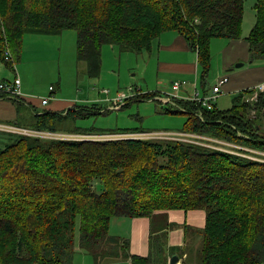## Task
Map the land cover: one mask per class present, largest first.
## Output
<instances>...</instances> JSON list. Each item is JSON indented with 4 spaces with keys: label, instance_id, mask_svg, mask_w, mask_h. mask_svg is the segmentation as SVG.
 <instances>
[{
    "label": "trees",
    "instance_id": "trees-1",
    "mask_svg": "<svg viewBox=\"0 0 264 264\" xmlns=\"http://www.w3.org/2000/svg\"><path fill=\"white\" fill-rule=\"evenodd\" d=\"M243 5V0H0V60L12 69L26 33L59 35L73 29L76 58L94 77L100 72L103 45L139 53L149 50L160 32L175 29L206 68L212 38L241 37ZM254 12L250 61L264 60V0L255 1ZM7 49L11 59L5 58ZM1 92L0 99L5 96ZM255 92L248 94L252 104L240 94L225 111L183 101L206 118L189 111L182 132L238 143L247 156L251 149L264 152V90L254 98ZM8 98L17 110L15 123L31 129L61 132L68 120L106 114L90 111L97 107L40 113L27 104L29 117L22 112L24 101ZM251 110L259 118L251 117ZM228 121L240 135L229 129ZM247 156L160 139L24 135L6 142L0 137V264H72L77 221L80 249L97 264L119 256L111 251L113 245L132 264H160L165 245L151 247L145 257L131 255L128 240L109 235L108 224L112 217H150L168 209L205 212L202 235L211 252L200 264H264V162ZM238 240L232 250L238 254H226L228 243Z\"/></svg>",
    "mask_w": 264,
    "mask_h": 264
},
{
    "label": "rangeland",
    "instance_id": "rangeland-1",
    "mask_svg": "<svg viewBox=\"0 0 264 264\" xmlns=\"http://www.w3.org/2000/svg\"><path fill=\"white\" fill-rule=\"evenodd\" d=\"M243 1V25L241 36L246 37L254 23V3L256 0ZM33 37H35L33 34L25 35L23 37V55L22 53L20 54V59L15 58L13 66L14 70L5 68L8 71L6 77L10 76L11 78L4 80L10 81L14 77H18L22 82L20 88L22 95L13 98L22 101L23 98L21 96L30 100L49 98L50 88L53 93L50 97L51 99L44 108H52L53 103L59 102V108L57 109L59 111H66L68 105H79L73 106L72 109L79 110L83 107H97L90 111L100 109L101 111L106 112V114L98 116L76 118L73 121L68 120L59 127L60 130H62L61 132H65L64 130L67 128L69 129L70 127L82 129L79 130L80 133H68L69 130H66L67 134L74 135L78 140L83 137L84 139L88 138L97 140V138H104V134L121 135L122 133L106 132L115 131L117 129H127L130 131L143 130V132L128 133L133 134V137L127 136V138L133 139L157 140L155 138L147 139L145 136V134H147L146 132L167 133L163 136V139L160 140L192 143L228 153H238L239 155L247 156L246 153L243 154L240 152V150L247 149L238 145V143L230 142L225 139H215L182 132L186 122V116L165 112V109H169L171 104H163L161 101L159 102V97L145 98V94L148 93H157L158 96L160 94L159 92H161L163 93L161 95L162 97H164L165 94L163 90L159 91L156 89L157 78L154 50H151V52L144 50L141 53H135L133 51L129 52L128 50L124 53H120L116 46L106 44L110 50H113L109 53L108 59H106L103 75H100L99 78H94L88 76V73H86L85 63L78 61L76 58L77 32L75 30H64L60 35L55 37L50 36L52 38L41 37L39 39H45L41 42L33 40L37 39ZM155 40L156 39L152 41L151 47ZM213 43L214 40L211 39L209 42V53L211 55L213 66H216L218 64V53L217 48L214 47ZM41 53L44 55H41ZM235 64L236 63H233L230 69L221 71L222 74H229V72L233 71L235 69ZM211 71L214 73L216 68H214V70L211 69ZM169 83L170 81H168V85ZM103 89L107 90L109 93L101 94L100 92ZM4 94V98H8L7 94ZM4 94L2 93V96ZM117 94L123 95L122 100L119 102L120 107L117 106L118 109H114L117 105L115 103L109 105H105L104 103L96 106L90 105L91 103L101 102L103 98L113 99ZM249 97L250 96L246 94L245 98H242V100L246 103L252 104L253 102L249 101ZM229 99L230 98L226 96L220 97L215 104L216 110L223 111L226 110L227 107H231L232 99L230 102ZM218 101L221 103H218ZM185 107L180 106L179 109L184 110L185 113L191 111L193 113L191 115H198L200 118H206L204 114L201 116L199 111H193L190 106ZM203 110L205 109L203 108ZM248 113H250L251 117L256 116L259 118V115H256L255 110H251ZM260 113L261 115H264L262 111ZM227 125H229V129H232L236 135H240L239 130H235L233 126L230 125V121L227 122ZM84 129H93V131H91V133H84L87 132L83 131ZM262 131L264 132V118ZM0 133H3L0 137L6 142L15 136H24L23 133H11L3 130H0ZM176 133H179L180 135L177 134L175 138H171V136H174ZM249 152L251 154L247 157L258 162H264L263 151L251 149ZM112 233H114V231H109V235H112ZM239 241L240 240H238V243L235 241L228 243V246L225 248L226 254H238V252H233L232 250L236 244H239ZM112 250L115 253H119V256H112V260L100 264H123L119 261L124 259L122 258L120 247L118 245H113L111 247V251ZM209 251L211 252V248L208 247V242H206L205 236L201 234V239L199 240L198 245H196V247L188 248L185 252V255L187 256L186 260L183 261V264H200L206 252L209 253ZM72 264H97L91 255L83 253L80 249L78 221L74 230V253Z\"/></svg>",
    "mask_w": 264,
    "mask_h": 264
},
{
    "label": "crops",
    "instance_id": "crops-1",
    "mask_svg": "<svg viewBox=\"0 0 264 264\" xmlns=\"http://www.w3.org/2000/svg\"><path fill=\"white\" fill-rule=\"evenodd\" d=\"M29 34H33V36H35L33 38H37L33 40H36L37 42L45 40L39 39L41 37L52 38L50 36H57L26 33L23 35V37ZM23 37L20 45L19 59L20 54L22 53L23 55ZM212 40H214V47L217 48L218 64L213 66L211 55L209 53L210 58L206 68L201 65L197 52L191 49L187 40L183 37V35H181L180 32L175 29H165L160 32L153 46L149 50H145L147 52L154 50V61L157 78L156 89L159 91L163 90L165 93L164 97L161 96L163 94L161 92H159L160 94L158 96L157 93H155L154 97H159V102L161 101L163 104L170 103V110H179V114L187 116L189 113L188 111L185 113L184 110L179 109L180 106L185 107V105H183L185 102L183 101H190L191 103L189 104H192V102H194L192 101L193 98H198L201 100L203 97L210 95L212 87L216 84L217 79L225 75L228 77V82L222 86L221 93L212 102L215 110V104L220 97L226 96L230 98L229 102L231 99L233 102L236 96L242 94V98H245L246 94H250L252 89H254L257 85L264 83V60H257L258 62L249 60L248 35L246 37L241 36L238 39L228 40L225 38H212ZM113 46H116L120 53L126 52L120 51L117 45ZM209 49L210 46L208 50ZM112 50H110L106 44L101 47V68L99 74L94 76V78H99L100 75H103L106 59H108V55L110 52H112ZM5 54H7L8 58L11 59L12 54L8 49ZM41 55L44 54L41 53ZM233 63H242V65L239 67H235L234 65L235 69L233 71L229 72V74H222L221 71L230 69ZM5 68L9 69L7 66H5V63L0 60V82L6 81L4 79L11 78L10 76L6 77V73L8 71ZM214 68H216V71L213 73L211 69L214 70ZM205 69H207L206 72ZM168 81H170L169 85ZM175 82L180 84L177 90L172 89V84ZM21 85L22 82L20 80V88ZM52 93L53 91L50 90L49 94H51V96ZM100 93L108 94L109 92L103 89ZM120 94H117V96L113 99L103 98L101 102L91 103L90 105H102L103 103L105 105H109L111 103H115L117 105L114 109H118L117 106L120 107L119 102L122 100L123 96ZM21 97L26 103V107L22 110V112L25 115L28 114L29 117L32 115V111L29 110L30 108H28L27 104L33 107L35 111L40 113L42 111L49 110L52 112H63L62 114H65V112L73 106H79L68 105L66 111H59L57 110L59 108V102L53 103L52 108H44L48 102L45 105H41L42 99L30 100L28 98L26 99L24 96ZM218 103L221 102L218 101ZM229 108L227 107V109ZM200 113L201 112H199V114ZM16 118L17 110L12 100L9 98H1L0 124L18 126L15 123ZM204 226L205 212L201 209H168L155 211L150 217H112L109 220L108 231H114L112 235L115 237L128 240V251L131 255L145 257L149 255L151 247L157 248L160 245H165L160 264H169V260L172 255H176L180 264H183V261L186 260L187 256L185 255V252L188 248L196 247V245H198ZM119 261L123 264H132L129 259L125 258Z\"/></svg>",
    "mask_w": 264,
    "mask_h": 264
},
{
    "label": "built area",
    "instance_id": "built-area-1",
    "mask_svg": "<svg viewBox=\"0 0 264 264\" xmlns=\"http://www.w3.org/2000/svg\"><path fill=\"white\" fill-rule=\"evenodd\" d=\"M6 59H8L7 54H5ZM228 82V77L222 76L219 79H217L216 84L212 87L211 94L203 97V99L193 98L192 101L199 103L202 107H205L206 109H212V102L216 99V97L221 93V88L224 84ZM180 84L178 82H175L172 84V89L177 90ZM259 90H264V83L258 85ZM51 90V89H50ZM0 91L7 94V97H18L21 95L20 91V80L18 77H15L13 80L10 81H1L0 82ZM51 97V95H50ZM43 98L41 100V105L47 104V102L51 98ZM255 98V95H254ZM254 99L251 97L249 98V101H253ZM0 130L11 132V133H23L24 135L37 137V138H46V139H58V140H71L77 137H74L72 134H67L65 132H52L48 130H39V129H31L26 127H19V126H13V125H4L0 124ZM147 133V132H146ZM167 133H147L145 136L147 139H163V136ZM176 133L174 136H171V138H175L177 136ZM180 135V134H179ZM127 136L133 137V134L124 133L121 135H110V134H104V138L101 139H121V138H127ZM135 136V135H134ZM80 139H84L80 138ZM88 139V138H86ZM98 139V138H97ZM176 264H180L178 261Z\"/></svg>",
    "mask_w": 264,
    "mask_h": 264
},
{
    "label": "water",
    "instance_id": "water-1",
    "mask_svg": "<svg viewBox=\"0 0 264 264\" xmlns=\"http://www.w3.org/2000/svg\"><path fill=\"white\" fill-rule=\"evenodd\" d=\"M242 63H236L235 67H239L241 66ZM178 262V257L176 255H172L170 260H169V264H176Z\"/></svg>",
    "mask_w": 264,
    "mask_h": 264
},
{
    "label": "bare ground",
    "instance_id": "bare-ground-1",
    "mask_svg": "<svg viewBox=\"0 0 264 264\" xmlns=\"http://www.w3.org/2000/svg\"><path fill=\"white\" fill-rule=\"evenodd\" d=\"M255 90H256V92H255V97H256V93L258 92V91H263V90H259V88H258V85L254 88ZM75 140H78V138H74ZM74 139H71V140H74Z\"/></svg>",
    "mask_w": 264,
    "mask_h": 264
}]
</instances>
